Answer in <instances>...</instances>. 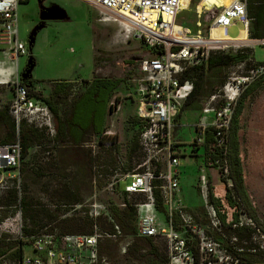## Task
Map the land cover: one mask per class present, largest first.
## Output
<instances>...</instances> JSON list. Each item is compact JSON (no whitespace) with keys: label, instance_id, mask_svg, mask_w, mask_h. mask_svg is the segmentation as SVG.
<instances>
[{"label":"rangeland","instance_id":"1","mask_svg":"<svg viewBox=\"0 0 264 264\" xmlns=\"http://www.w3.org/2000/svg\"><path fill=\"white\" fill-rule=\"evenodd\" d=\"M20 1L17 9L19 39L25 44L30 56L15 59L0 41V83H5L0 84V112L9 110L13 100L12 83L16 80L21 83L22 77L28 82H33L35 90L58 108L60 117L66 109L60 102L68 104L73 98L57 99L53 96L52 91L59 83L82 80L74 84V93L78 95L83 91V81H90L94 70L98 71V76L118 78L122 82L110 99V105H113L117 98L118 105L112 113L107 114L103 128H110L117 133L123 146L120 152L122 161L128 170L132 169L141 162L137 153L138 147L134 148L132 142L140 125L137 123L133 126L130 123L136 109V89L140 77L135 60L149 56L148 51L137 40L125 39L117 24L100 22L102 15L83 0ZM224 1L226 0H204L198 10L203 6L206 10L211 7H223ZM229 1L231 0L227 2ZM247 6L255 11L264 7V0H247ZM214 13H205L198 19L192 6L182 10L176 22L179 26L187 28L193 36L197 30L196 23H201V31L206 37V27ZM227 32L230 39L238 40L243 27L238 23L233 24L227 28ZM220 35L222 38L227 37L221 33ZM210 37L218 39L220 36ZM30 38L34 41L31 52ZM246 39L250 43L227 45L224 51L214 52L248 57L246 61L222 72L224 84L230 77L246 75L254 64H264V45L256 43L257 40L248 37ZM30 67H34L33 79L30 74H26L28 71L30 73ZM208 81L211 84L218 83L220 77ZM224 84L214 87L212 95H217ZM243 93L234 109L226 148V156L236 149L239 158L242 181L238 190L231 181L227 160H219L217 165L206 163L205 146L200 147L196 143L194 128L203 116L202 109L212 95L198 97L194 103H198L200 108L194 110L189 107L182 110L175 121L172 141L180 154L176 201L182 213L192 216L193 224L191 228L185 227L177 213L174 217V229L188 241L192 253L200 248L201 237H206L214 244V250L210 254H202L199 251L198 264H233L227 255L238 251L239 247L248 245L246 241L250 238L251 243L264 252V85L244 98ZM25 124V131L30 127L36 129L26 122ZM36 130L38 136L28 148L26 158L20 159V175L17 176L13 171L0 175V243L4 247H13L0 261L14 262L15 259L10 258V255L20 248L25 256H34L30 244L16 239L14 234H8L7 229L1 226L7 219H15L20 214L22 234L28 237L25 235V229L31 230L32 235L39 230L36 231L30 221L25 219L26 209H42L41 205L54 203L71 204L72 200L80 202L95 196L98 201L109 207L115 225L116 210L122 211L127 207L133 209L130 227L134 234L129 232V235H124L119 229L122 234L120 239L101 242V256L110 264H169L168 245L164 238L136 237L135 210L132 205L143 198L107 193L102 184H97L96 189L93 188L88 150L82 148L92 142L93 136L85 139L81 146H73L58 138L56 131L54 137H51L44 129ZM4 134L5 128L0 124V140ZM102 158L113 164L111 153H106ZM225 165L228 168L227 181L222 177ZM201 176L206 177L204 193L201 190ZM64 186L75 196L70 199L55 197L54 191ZM120 187L122 189L123 184ZM11 191L15 193L16 203L8 207L6 204L9 202ZM50 213L57 216L56 221L47 225L51 229L62 233L81 230V224L67 222L71 221L70 219H61L63 213ZM7 223L12 227L17 225V222L12 220ZM237 228L241 229L235 231ZM239 233L240 239L236 237ZM107 246L111 247L110 255ZM122 249L125 250L124 253Z\"/></svg>","mask_w":264,"mask_h":264},{"label":"built area","instance_id":"2","mask_svg":"<svg viewBox=\"0 0 264 264\" xmlns=\"http://www.w3.org/2000/svg\"><path fill=\"white\" fill-rule=\"evenodd\" d=\"M83 1L102 15L100 22L117 24L125 39L137 40L149 55L137 62L140 77L137 81L134 117L140 125L137 153L141 162L128 170L120 155L123 146L117 133L110 128H103L100 134L92 137L90 144L82 146L88 150L93 188L102 184L107 193L142 197V200L132 205L135 210L136 237H162L168 245L169 264H193L188 241L174 229L177 213L185 227L191 228L193 224L192 216L182 213L176 201L180 154L172 141V134L176 127L175 121L193 91V83L182 78L187 68L199 66L207 61L211 53L227 48V44L209 41L212 27L227 35V28L238 23L248 36L253 20L247 13V0H231L226 6L211 7L209 10L203 6L200 11L198 8L204 0H189L186 8L194 6V14L198 19L205 13L215 12L209 23L207 37L203 36L199 22L196 23L194 36L187 28L177 24V16L186 9L181 5V0ZM19 3L20 0H0V41L15 59L29 56L25 44L19 39ZM118 18L127 20L129 24ZM256 43L264 45V40H257ZM262 75L264 64L254 65L246 75L228 78L218 94L208 98L202 109L203 116L194 128L196 143L200 147L206 145V134H210L213 148L223 157L226 156L228 133L238 99ZM12 88L13 100L8 113L15 124L16 139L11 144H0V175L13 171L19 176L22 153L20 124L26 122L36 129H44L51 137L55 135V126L46 103L31 97L18 80L12 83ZM106 153H111L113 164L102 158ZM210 164L217 165L219 160ZM222 177L227 181L226 165ZM200 182L204 193L206 177L201 176ZM156 193L162 212L157 206ZM41 207L50 212L63 213V220L83 218L91 223V230L85 234L62 233L45 226L36 234L24 237L19 214L15 219H7L1 226L7 229L8 234H14L16 239L30 244L34 256H25L20 248L22 256L19 260L11 263L0 261V264H110L100 255V244L107 240L116 241L122 234L105 203L94 196L77 203H54ZM11 220L17 222L15 227L7 223ZM101 221L112 224L113 232L103 231L99 226ZM199 247L198 255L210 254L214 250V244L206 237L200 238Z\"/></svg>","mask_w":264,"mask_h":264},{"label":"trees","instance_id":"3","mask_svg":"<svg viewBox=\"0 0 264 264\" xmlns=\"http://www.w3.org/2000/svg\"><path fill=\"white\" fill-rule=\"evenodd\" d=\"M247 13L253 20L248 30L247 37L251 40H264V7H260L253 11L247 6ZM247 59L248 57H242L240 55H232L228 53H211L205 63L199 66L187 68L182 79L189 80L193 83V91L190 94L188 100L185 102L182 110L189 107L194 110L199 109L200 106L198 105V103H194L197 98L211 96L214 92V87H221L224 84L225 78H221L222 72L233 65L246 61ZM219 77L220 81L218 83H208V80H210L211 78ZM121 82L122 81L118 78L98 76V71L94 70L92 79L88 82L83 81V91L78 95L74 94L73 96L71 94L72 86L70 82L59 83L57 85V88H54L52 91L53 96L57 99H59L60 97L73 98V100L68 104L60 102L61 105H64L66 108L65 111H63L62 117L58 115V108L54 104H52L49 99L43 98L42 95L35 90V84L33 82H21V84L27 88L31 97H34L35 99H38L47 104L54 119V126L57 137L69 142L73 146H81L85 139H89V137L91 136H96L103 130L107 114L112 113L118 105L117 98L115 99L114 106L110 105V99L115 90H117L120 86ZM262 85H264V76H261L251 85H249V87L244 91L242 95L243 98ZM63 101L66 100L63 99ZM130 123L135 126L139 122L136 117H133ZM0 124H2L5 128V134L0 140V144L6 145L13 143L16 139L15 124L7 109L0 112ZM231 125L228 133L227 145L230 138ZM25 126V122H22L19 127V140L22 146V153L20 157L21 160H24L26 158L28 148L33 144L34 139L38 136V131L36 129L30 127L29 130L25 131ZM138 135L139 131L138 134L133 137L132 142L134 144V148L136 146L138 147ZM205 140L206 163L210 164L211 162L213 163L217 160H227V164L229 165L230 169L229 171L231 172V181L233 182L235 189L238 190L241 186L240 184L242 181V175L236 149H233L227 154V156L223 157L217 150L213 148L210 134H206ZM9 194V202L6 205L8 207H11L16 203V196L12 191ZM54 195L55 197L57 196L60 199H70L71 197L75 196L74 194H70L69 188H66L65 186L63 188L61 187V189L55 190ZM77 202L72 200L71 203ZM156 202L159 211H161L162 208L160 206V198L158 193H156ZM132 216L133 209L128 207L122 211H115L116 224L119 229H121L124 235H129V232L134 234V231L131 230L130 227V220ZM25 219L27 221H30L32 227L37 231L44 228L49 223L56 221L57 216L55 215V213H50L43 208L26 209ZM70 220L71 221L67 222H74L82 225V228L79 232L73 231L75 234H85L90 232L91 223H89L87 220L80 217H75ZM99 226L103 231L113 232L112 224L101 221ZM240 229L237 228V230L235 231H239ZM24 232L26 236L32 235L31 230L25 229ZM240 236L241 233H239V235H236L238 239L241 238ZM250 239L246 241L248 245L239 247L237 248L238 251L230 252L229 255H227L228 257H230L233 264H264V252H261L259 248L253 245ZM107 249H109L110 255L112 253L110 252L111 247L107 246ZM12 250L13 247H4V245L0 243V258L3 257L7 252H10ZM192 255L195 264H198V251L192 253ZM21 256L22 254L20 252V249H18L17 251L11 253L10 258L19 260ZM165 263L166 262L162 264Z\"/></svg>","mask_w":264,"mask_h":264},{"label":"bare ground","instance_id":"4","mask_svg":"<svg viewBox=\"0 0 264 264\" xmlns=\"http://www.w3.org/2000/svg\"><path fill=\"white\" fill-rule=\"evenodd\" d=\"M227 1H228V0L224 1V3H225L224 6L228 5V3L230 2V1H229V2H227ZM188 2H189V0H181V5H182L184 8H186V7L188 6ZM118 20H120L121 22L128 23V21L125 20V19H123V18H118ZM118 20L116 19L115 21H118ZM105 21H106V20H105ZM128 24H129V23H128ZM219 32H220L222 35H225V34L223 33L222 30H220V29H218V28H216V27H212V28H211V31H210V35H218V36H220V37H219L218 39H212V38L210 37L209 41H214V42L224 43V44H227V45L240 44V43H250V42H248V40L246 39V33H245L244 31L242 32L241 37H240L238 40H235V41H238V42H231L232 40H231L227 35H225V36H227L226 38H222ZM227 33H228V32H227ZM239 42H240V43H239ZM0 84H5V83L3 82V83H0Z\"/></svg>","mask_w":264,"mask_h":264},{"label":"water","instance_id":"5","mask_svg":"<svg viewBox=\"0 0 264 264\" xmlns=\"http://www.w3.org/2000/svg\"><path fill=\"white\" fill-rule=\"evenodd\" d=\"M208 29H209V24H208V26L206 27V32H208ZM207 37V36H206ZM33 39L32 38H30V40H29V52H31V48H32V46H33ZM29 56H30V53H29ZM136 62H139L140 61V59H136L135 60ZM28 64H30V62H28ZM30 69V73H29V71L26 73L27 75H31L30 76V78L31 79H33V76H32V71H33V69H34V67H30L29 68ZM26 74H24V76L26 75ZM26 78L25 77H22V83H24L26 80H25Z\"/></svg>","mask_w":264,"mask_h":264},{"label":"crops","instance_id":"6","mask_svg":"<svg viewBox=\"0 0 264 264\" xmlns=\"http://www.w3.org/2000/svg\"><path fill=\"white\" fill-rule=\"evenodd\" d=\"M21 2V1H20ZM92 8V7H91ZM0 29H1V27H0ZM256 42V41H255ZM80 81H82V80H80V79H78V80H74V81H72V82H70L71 83V86H72V90H71V92H73L72 93V96L74 95V94H76V93H74V91H75V88H76V86H74V84H78V82H80ZM81 93V92H80ZM183 109V108H182ZM182 111V110H181ZM178 119V118H177Z\"/></svg>","mask_w":264,"mask_h":264},{"label":"flooded vegetation","instance_id":"7","mask_svg":"<svg viewBox=\"0 0 264 264\" xmlns=\"http://www.w3.org/2000/svg\"><path fill=\"white\" fill-rule=\"evenodd\" d=\"M28 81H25L24 83H27Z\"/></svg>","mask_w":264,"mask_h":264}]
</instances>
